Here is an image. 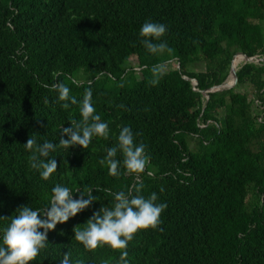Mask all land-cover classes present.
Wrapping results in <instances>:
<instances>
[{
    "label": "trees",
    "instance_id": "obj_1",
    "mask_svg": "<svg viewBox=\"0 0 264 264\" xmlns=\"http://www.w3.org/2000/svg\"><path fill=\"white\" fill-rule=\"evenodd\" d=\"M147 21L167 26L168 51L140 44ZM238 55L263 60L237 68L232 88L213 90ZM172 60L180 66L162 70ZM198 63L204 69L190 68ZM154 66L164 73L155 86ZM57 82L77 104L64 109L43 87ZM89 88L109 137L87 149L57 145V172L42 180L24 144L67 139ZM123 126L139 133L148 163L112 177L99 161ZM57 183L157 193L163 223L135 235L131 264H264V0H0V228L21 205L44 207ZM94 195L29 264H60L65 252L71 264H118L120 250L88 251L74 238L93 211L111 206L106 192Z\"/></svg>",
    "mask_w": 264,
    "mask_h": 264
},
{
    "label": "clouds",
    "instance_id": "obj_2",
    "mask_svg": "<svg viewBox=\"0 0 264 264\" xmlns=\"http://www.w3.org/2000/svg\"><path fill=\"white\" fill-rule=\"evenodd\" d=\"M166 32L165 24L147 21L139 29L140 44L151 54H162L169 50L162 40ZM152 72L154 78L151 83L155 86L164 73L160 66H154ZM73 83L77 82L74 80ZM43 87L57 93V99L62 102L61 107L64 109L78 102L70 94V87L62 82L51 86L45 84ZM92 98L93 92L89 88L80 103L82 121L69 120L70 126L63 129L67 139L61 138L58 144L50 141L38 143L33 137L24 144L25 150L31 153L30 166L39 173L42 180H49L57 172V161L50 155L57 150V145L67 150L75 146L87 149L93 138L109 137V124L96 112ZM138 135L130 126L120 128L116 145L108 148L106 156L99 161L101 165H107L108 175L119 177L121 166L128 174H141L145 171L148 155L146 145L137 142ZM118 152L122 155V160L116 158ZM94 191L106 192L112 198L111 206L101 205L98 210L93 211L86 221V227L74 231L75 240L88 251L104 246L120 250L118 264H131L127 251L130 242L140 230L159 228L163 223L161 214L167 208L166 203L157 202L159 197L156 192L145 196L142 186L127 192H114L99 185L81 189L63 183L52 187L51 198L44 207L21 205L16 209V214L11 216L10 222L0 228V264L37 262L38 256L48 247V233L57 224L67 222L90 208L95 201H99ZM2 218L5 217H0ZM60 264H71L70 253L65 252Z\"/></svg>",
    "mask_w": 264,
    "mask_h": 264
},
{
    "label": "rangeland",
    "instance_id": "obj_3",
    "mask_svg": "<svg viewBox=\"0 0 264 264\" xmlns=\"http://www.w3.org/2000/svg\"><path fill=\"white\" fill-rule=\"evenodd\" d=\"M238 56H239V57H237V58L234 60V62H233L234 67H235L236 69L239 68V67H241L245 62L248 61L245 57H243V56H241V55H238ZM261 60H262V59H261ZM249 61H251V60H249ZM252 61H254V62H256V63H259L260 60L254 58ZM164 65H165V66H163L162 70L168 71V70H170L171 68H174V67L178 66V63H177L176 60H172V61H169L168 63H164ZM190 68H191L192 70H195V71H201L202 69H204V65H203L202 63H198V64H196V65H191ZM231 80H232V76H231V73H230L229 78L227 79V81H226L225 83L228 84V85H230V84H231ZM213 90H220V88H214ZM236 90L239 91V92H244L246 89H245L243 86H238V87L236 88ZM248 92H249V96H250V98H252V97H253V89L250 88V89L248 90ZM224 115H225V111H224V109L220 110V111H219V117H220L222 123H224ZM192 144H194V143L192 142Z\"/></svg>",
    "mask_w": 264,
    "mask_h": 264
},
{
    "label": "water",
    "instance_id": "obj_4",
    "mask_svg": "<svg viewBox=\"0 0 264 264\" xmlns=\"http://www.w3.org/2000/svg\"><path fill=\"white\" fill-rule=\"evenodd\" d=\"M246 59L249 61V60H253L254 58H250V57H246ZM259 60H261V59H259ZM263 60V59H262ZM233 62H234V60H233ZM178 66H180V65H178ZM236 72H237V69L234 67V64L232 63V66H231V76H232V80H231V84L230 85H228V84H226V83H224V84H222L219 88L220 89H230V88H232L233 86H234V84H235V80H236ZM195 84H196V82H195ZM210 90H206L204 93H207V92H209Z\"/></svg>",
    "mask_w": 264,
    "mask_h": 264
}]
</instances>
